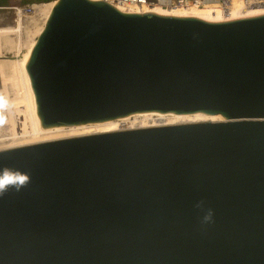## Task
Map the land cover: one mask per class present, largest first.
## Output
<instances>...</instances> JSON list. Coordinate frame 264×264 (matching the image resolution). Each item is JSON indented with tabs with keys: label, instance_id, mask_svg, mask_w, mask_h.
Listing matches in <instances>:
<instances>
[{
	"label": "water",
	"instance_id": "1",
	"mask_svg": "<svg viewBox=\"0 0 264 264\" xmlns=\"http://www.w3.org/2000/svg\"><path fill=\"white\" fill-rule=\"evenodd\" d=\"M25 66L43 126L223 119L0 149V170L28 177L0 192V264H264V9L54 0Z\"/></svg>",
	"mask_w": 264,
	"mask_h": 264
},
{
	"label": "bare ground",
	"instance_id": "2",
	"mask_svg": "<svg viewBox=\"0 0 264 264\" xmlns=\"http://www.w3.org/2000/svg\"><path fill=\"white\" fill-rule=\"evenodd\" d=\"M54 0L38 3L30 15L21 14L20 19L0 24V149L55 138L106 132L123 128L186 123L204 120H222L220 115L202 112L174 113L148 111L141 114L90 121L75 124L43 126L36 113V101L26 70V61L49 15ZM124 12H161L175 16L217 17L236 15L264 9V0L249 4L239 0H226L221 7H153L136 9L114 5ZM2 8L11 9L9 6ZM14 87L11 94L8 85ZM3 125H9L2 132Z\"/></svg>",
	"mask_w": 264,
	"mask_h": 264
},
{
	"label": "built area",
	"instance_id": "3",
	"mask_svg": "<svg viewBox=\"0 0 264 264\" xmlns=\"http://www.w3.org/2000/svg\"><path fill=\"white\" fill-rule=\"evenodd\" d=\"M110 4L120 5L123 7H134L136 9H150L153 7H165V8H180V7H221L226 0H104ZM242 3H252L258 0H239ZM41 3L42 1H37ZM37 2H25L19 3V0L13 3H10L12 10L15 12L14 19H20L21 14H32L34 12V6L38 4ZM2 7V6H0Z\"/></svg>",
	"mask_w": 264,
	"mask_h": 264
},
{
	"label": "clouds",
	"instance_id": "4",
	"mask_svg": "<svg viewBox=\"0 0 264 264\" xmlns=\"http://www.w3.org/2000/svg\"><path fill=\"white\" fill-rule=\"evenodd\" d=\"M27 180L28 177L18 171L9 169L0 170V192L5 191L9 186H14L19 190ZM211 217L212 213L211 210H209L204 216V220L209 221Z\"/></svg>",
	"mask_w": 264,
	"mask_h": 264
},
{
	"label": "rangeland",
	"instance_id": "5",
	"mask_svg": "<svg viewBox=\"0 0 264 264\" xmlns=\"http://www.w3.org/2000/svg\"><path fill=\"white\" fill-rule=\"evenodd\" d=\"M16 1H18V0H0V4H1V6L5 7V6H10V3H13V2H16ZM30 1L37 2L38 0H19V3H25V2H30ZM47 1H51V0H44L41 3L47 2ZM14 17H16V16H14L13 12L11 11V9H7V8L0 9V24L10 23L12 20H13V22H16ZM11 85L12 84H9L8 87H9L10 93L12 94L14 92V87L11 86ZM8 126L9 125H3V128L1 129V131L2 132L8 131V129H7V128H9Z\"/></svg>",
	"mask_w": 264,
	"mask_h": 264
},
{
	"label": "trees",
	"instance_id": "6",
	"mask_svg": "<svg viewBox=\"0 0 264 264\" xmlns=\"http://www.w3.org/2000/svg\"><path fill=\"white\" fill-rule=\"evenodd\" d=\"M38 1H44V0H38Z\"/></svg>",
	"mask_w": 264,
	"mask_h": 264
},
{
	"label": "crops",
	"instance_id": "7",
	"mask_svg": "<svg viewBox=\"0 0 264 264\" xmlns=\"http://www.w3.org/2000/svg\"><path fill=\"white\" fill-rule=\"evenodd\" d=\"M9 3V2H8ZM3 4V3H2ZM0 6H1V4H0Z\"/></svg>",
	"mask_w": 264,
	"mask_h": 264
}]
</instances>
